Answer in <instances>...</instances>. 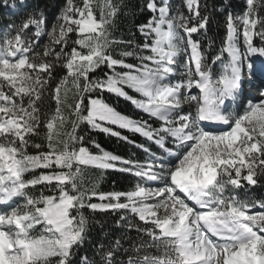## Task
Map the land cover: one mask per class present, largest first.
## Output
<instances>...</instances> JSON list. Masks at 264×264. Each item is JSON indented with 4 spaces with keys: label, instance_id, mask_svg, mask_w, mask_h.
I'll list each match as a JSON object with an SVG mask.
<instances>
[{
    "label": "snow or ice",
    "instance_id": "6c2138e0",
    "mask_svg": "<svg viewBox=\"0 0 264 264\" xmlns=\"http://www.w3.org/2000/svg\"><path fill=\"white\" fill-rule=\"evenodd\" d=\"M12 7L13 15L27 14L0 31V264H264V196L237 191L264 187V0L226 14V35L210 60L193 37L210 20L200 0H183L187 15L171 0H146L141 11L151 15L137 25L142 44L112 36L124 0H65L50 25L27 0ZM117 44L127 47L114 57ZM98 69L102 75H90ZM248 89L259 99H246ZM105 91L129 101L140 118L106 103ZM45 95L54 110L41 111ZM81 124L135 144L107 126L115 125L156 151L136 145L147 156L134 161L93 141L100 149L93 154ZM41 128L44 142H34ZM82 166L136 182L127 192L98 193L85 187ZM85 209L120 212L118 226L138 237L79 254L88 239Z\"/></svg>",
    "mask_w": 264,
    "mask_h": 264
},
{
    "label": "trees",
    "instance_id": "16d2710c",
    "mask_svg": "<svg viewBox=\"0 0 264 264\" xmlns=\"http://www.w3.org/2000/svg\"><path fill=\"white\" fill-rule=\"evenodd\" d=\"M5 0H0V31L5 29V26L12 23H19L24 15L27 13H22L21 15H13L17 9L12 11L9 7H3ZM31 4L33 9H39L43 11L47 17V22L50 25L55 18L60 13L62 6L65 0H27ZM114 3H120V0H113ZM146 0H124L126 7L121 11V13L115 19V28L112 31V36L116 40H131L134 43H143V37L137 30V25L145 23L147 18L151 15L146 10L141 11L142 6ZM201 2V14L208 15L210 17L209 24L207 25V32L200 36L202 51L205 53V57L210 60L216 50L221 46V42L226 35L225 27V17L228 12H231L234 16L241 15L245 10V0H200ZM78 5L82 4V0H76ZM19 4V3H17ZM173 10L184 11L187 15V9L183 7V0H172L171 2ZM13 5V4H12ZM258 25V29H259ZM135 33V35H133ZM72 38L75 37V34H70ZM194 39H197L194 37ZM212 42L211 47H209V42ZM48 43V37L42 36L39 40L41 45L38 48V51H43V45ZM257 46H260L259 37L256 36ZM73 45L71 42L68 45V50ZM57 50L59 46H56ZM126 45L117 44L113 45L112 55L118 57V54L121 50L126 49ZM50 59V58H49ZM127 62H135L131 58H128ZM59 75V72L57 73ZM92 76L102 75L100 69L96 73L90 74ZM56 81H52L54 84ZM70 88L71 85L69 84ZM131 95H137L132 93L129 90ZM98 93H91L93 97L97 96ZM101 99H103L110 106L115 108L118 112L122 114L131 116L133 118H140L141 114L135 107L127 100L123 98H118L114 94L108 92L99 93ZM61 97H64V90L61 91ZM139 98V97H138ZM68 103H73V92H68ZM41 111L47 112L54 110L55 101L50 99V96L45 95L43 102L40 104ZM63 107V106H62ZM64 114L68 115V109L63 108ZM86 114V113H85ZM144 119H147V116H143ZM151 123V121H149ZM111 127L114 131L121 132L122 135L129 137L130 141H134L135 144L129 143L123 140L113 137L111 135L105 134L99 130H90L85 125L81 124L78 129V134L85 137L83 146L88 148L89 151L93 154H99L100 149H97L92 143L95 141L96 144H99L101 149L110 152L114 155L120 156L123 159L130 160H139L143 161L147 154L136 145L144 144L145 146L151 147V150L156 151V146L152 145L151 142L145 140V138L139 136L138 134H133L127 130L119 129L115 125H107ZM71 125L68 124L61 131L70 130ZM45 130L41 128V136L32 137V140L37 143H43V132ZM46 150V149H45ZM28 151L30 153H35L37 150L29 147ZM120 165H118L119 167ZM83 167V166H82ZM83 182L85 187L89 189H95L98 193H109L113 191L117 192H127L133 189V186L136 182V178L113 169L99 170L94 167H83ZM39 188V186H37ZM240 195L243 198L245 194L260 197L264 196V187L261 186H247L244 189H240ZM38 194V193H37ZM90 202L100 203L98 199L93 197ZM123 202V198H122ZM85 214L90 217L88 239L86 240L84 247L80 249L79 254H88L92 255L94 249L93 245L95 244H107L111 241H114L117 238H122L125 243V247L128 246L131 238L135 240L138 237V233L135 229L128 231L125 226H118V221L120 219V212H95L92 213L90 210L85 209ZM128 220L133 223H139L142 225V222H139L131 214H128ZM99 222V223H97ZM124 222H121L123 225ZM79 255L77 256V259Z\"/></svg>",
    "mask_w": 264,
    "mask_h": 264
},
{
    "label": "rangeland",
    "instance_id": "374dc122",
    "mask_svg": "<svg viewBox=\"0 0 264 264\" xmlns=\"http://www.w3.org/2000/svg\"><path fill=\"white\" fill-rule=\"evenodd\" d=\"M18 1H20V0H5V2L2 5H3V7H9L12 11H14V8L12 7L13 6L12 4H13V2H18ZM171 2H172V0H171ZM242 28H243V25L238 23L237 31L240 34V44H241V46H242ZM201 32L205 33L204 30H201ZM200 36L201 35H199V34H193V37H196L197 39H200ZM255 42H256V37H254V44H255ZM201 47H202V44H201ZM193 92H198V90L194 89ZM258 99H259V97H257V99H254V100H258ZM245 184H246V182H245ZM237 191L239 193H241L240 189L237 190Z\"/></svg>",
    "mask_w": 264,
    "mask_h": 264
},
{
    "label": "bare ground",
    "instance_id": "6f19581e",
    "mask_svg": "<svg viewBox=\"0 0 264 264\" xmlns=\"http://www.w3.org/2000/svg\"><path fill=\"white\" fill-rule=\"evenodd\" d=\"M246 95H250V91H249V89L246 90Z\"/></svg>",
    "mask_w": 264,
    "mask_h": 264
}]
</instances>
